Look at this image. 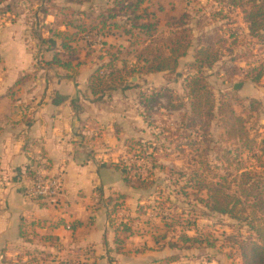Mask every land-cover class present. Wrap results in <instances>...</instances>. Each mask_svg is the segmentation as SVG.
<instances>
[{
  "label": "crops",
  "instance_id": "1",
  "mask_svg": "<svg viewBox=\"0 0 264 264\" xmlns=\"http://www.w3.org/2000/svg\"><path fill=\"white\" fill-rule=\"evenodd\" d=\"M51 2L44 23L55 27L53 6L65 5V0ZM18 11L9 7L3 12L9 18L0 21V264L179 262L164 260L172 250L158 251L146 233L131 229L125 238L120 236L122 224L129 222L132 228L140 218L137 206L143 202L141 193L124 180L126 170L119 164H127V145L150 139L141 86L129 80L132 75L127 85L93 94L88 79L100 60L83 51L75 69L44 65L38 60L49 61L53 51L31 35L32 14L26 21ZM192 46L178 60L176 72L192 60ZM168 75L147 73L140 79L153 87H169ZM239 82L232 89H240V96L264 95L262 82ZM39 152L52 173L62 172L63 197L57 206L22 194V180Z\"/></svg>",
  "mask_w": 264,
  "mask_h": 264
},
{
  "label": "trees",
  "instance_id": "2",
  "mask_svg": "<svg viewBox=\"0 0 264 264\" xmlns=\"http://www.w3.org/2000/svg\"><path fill=\"white\" fill-rule=\"evenodd\" d=\"M5 1L7 0H0V5ZM213 1L220 4V7H218L219 9L215 7L209 13L210 17L223 19L227 26L221 30L219 28L215 30L214 37L216 39L213 43L212 39L211 42H206L205 40L211 37L202 35L203 33L195 43L193 58L186 65L188 69L192 70V73L185 78L183 96H178L164 87L151 86L153 92L150 95L146 97H143L142 93L139 95L140 103L145 108L156 101L158 96L163 95L167 98L170 107H185V111L180 116V124L173 132L179 135L180 140L190 138L189 146L195 152L193 157H198L197 162L202 163L201 166L199 165L200 167L191 171L188 179L190 184L193 181L192 186L197 192L195 200L205 209L202 214L216 213L230 216L240 222L245 221L250 230L254 232V237L238 243L242 262L243 264H264V198L261 189H258L257 184H251V176L248 175L250 171H248L229 179L230 182L234 183L233 189H237L239 193L245 195L244 199L236 193H225V189L230 188L226 184L228 176H230L229 172L218 174L214 171L217 169L216 166H210L208 162L202 160L203 155L209 157L211 154V151L208 152L209 143L216 141L234 142L238 144V147H247L252 156H258V158L264 156V139L257 141V135L252 137L249 135L251 130L248 123L250 112L256 103L255 99H249L247 107L243 105L241 114L236 113L228 103H217L207 83V75L204 71L218 61L224 55V51H227L232 59H236L233 54L234 51L239 44L246 40L245 34L239 33L232 26L234 21L230 17V13L235 9H240L243 13L242 22L247 29V35L257 37L260 43H264V0ZM76 2L80 3L81 1L77 0ZM53 7H57L55 27H48L44 23L48 14V7L43 5L33 11L32 18L29 20L31 35L41 45L46 46V51L48 49L53 51V56L49 61L43 59L40 61L46 66H58L70 70L75 69L81 63L79 61L80 52L83 51L85 55L95 54L100 63L88 79V85L93 94L127 85V77L132 73L140 75L155 72L177 73L178 60L185 56L189 47L192 46L193 35L191 31L193 28L189 25L188 20L191 17L186 9L175 19L172 17L170 24H167L170 21L165 23L171 28V36L165 41L159 38L162 39L159 46L155 43L157 39L155 34L158 33L159 25L157 14L164 11V5H160L157 0H104L98 8V13L90 19L89 15L80 18L78 15L82 14L83 10L76 11L68 5H54ZM77 13L78 15L74 17ZM195 23L196 27L200 25V21L196 20ZM58 25H64L66 29L60 30L57 28ZM44 26H46L47 36L41 29ZM90 34L100 38V48L96 53L93 41L87 37ZM107 37L120 40L122 43L119 45L109 43L105 40ZM259 51L264 55L263 47ZM130 58L132 63L127 65ZM243 75L242 81L249 80L253 83H259L264 75V61H259ZM244 114L246 115L244 116ZM214 120L217 121L218 129H221L216 139H213V135H211ZM188 129L192 131L191 135L186 134ZM202 141H205L207 145H201L203 147L199 148L194 147ZM150 144V139L143 144L139 142V150L135 152V155L139 158L142 155L144 159H153V154L147 151ZM218 148L224 150L222 146H218ZM132 150L134 149L131 145ZM231 152L233 151L228 149L222 154L226 153L229 156ZM239 153L242 154V151ZM215 157H219L217 153ZM119 164L125 168L126 177L124 180L132 188L144 189L153 182L152 179L147 180L146 177L142 176L134 164L127 165L126 163L122 164V162ZM219 167L222 166L219 165ZM132 168H136L133 179L128 176L127 172ZM159 168H163V166L160 165ZM198 170L200 172L203 170L202 176L201 174H194ZM28 172L27 176H32L33 171ZM209 173L210 180L206 181ZM215 178L216 180H214ZM244 184L249 186L245 187ZM187 185L185 184L181 188V194L182 191L185 192L183 188ZM168 200L169 198L166 197L165 201ZM117 207L118 203L115 202L114 208ZM168 217L167 215L161 216L166 227L171 225L167 223ZM174 217L173 215L172 218ZM195 218L193 217V219ZM176 219L180 220L179 217ZM186 224L194 225V221L192 223L186 221ZM122 226L123 231L127 233L131 231L130 224L124 223ZM194 230L196 231L197 228ZM178 233V238L183 242L182 244L189 243L185 245L186 248L198 240L196 237L187 236L184 232L178 231ZM166 245L170 249L184 246L177 241H169ZM167 260L173 261L178 260V258L172 256Z\"/></svg>",
  "mask_w": 264,
  "mask_h": 264
},
{
  "label": "rangeland",
  "instance_id": "3",
  "mask_svg": "<svg viewBox=\"0 0 264 264\" xmlns=\"http://www.w3.org/2000/svg\"><path fill=\"white\" fill-rule=\"evenodd\" d=\"M53 1L54 2L51 3H61L60 0ZM76 1L77 0H66L64 4L72 7L76 11L83 9L82 14L78 15L77 13L74 17L78 15L80 18H83L89 15V19L98 13L99 6L104 2V0H80V3ZM157 1L160 5H164V11L157 14L159 25L158 33L155 34L157 38L155 43H157L158 46L162 43V39L165 41L171 36V28L166 26L165 23L170 21L167 23L170 24L172 22V17L175 19L184 9L188 11L187 13L191 17L188 21L190 22L189 25L194 29L191 31L193 35L192 45H195L197 40L201 38L202 33V35L211 37L205 40L206 42H211L212 39L213 43L216 39V37H214L215 30L218 28L221 30V28L227 26L223 19L219 17L212 18L209 15L215 7H220V4L216 1ZM34 5L36 8L39 7V5L48 7V0H12V3H3V6L0 5V21L2 18L8 17L3 15V12L9 9V7L15 8V11L18 9V12H20V14L22 13L23 18L27 21V17L34 11ZM225 11L227 12V10ZM230 17L234 21L232 26L239 33L245 34L246 40H244L242 44H239L236 51H234L233 54L236 59H232L231 56H229L230 54L224 51V55H222L209 69L204 71L206 72L207 83L214 95L215 101L217 103H228L233 107L236 113L241 114L243 111V104L246 105V107L248 106L249 97L244 98L240 96V89L234 91L232 85L243 80L244 72L250 70L259 61H264V55L259 51L261 47L264 48V43H260L257 37H249L247 35V29L242 22L243 13L240 9H235L231 12ZM30 18H32V15ZM196 20L200 21V25L197 27L195 25ZM46 26L41 29L47 36L48 34H46L45 30ZM124 45H126V43H124ZM94 49L96 50V48ZM183 61L184 60H182L181 63H183ZM184 65L186 66L187 64ZM180 70V72H177L178 74L171 73L167 76L166 80L170 86H164V88L178 96H183L185 78L191 75L192 70L187 67L185 69L181 68ZM132 75L139 77L138 80L134 81L138 83L141 88L148 85L141 82L142 79H140V74L132 73ZM132 75L129 74L128 77L130 78ZM260 82H262V86H264V75ZM148 86L151 87L150 84ZM256 87V85L253 86L254 89ZM258 95H260V98H254L256 103L254 104V109L250 112L248 127L251 130L249 134L250 137L257 135V141H260L264 139V95ZM168 105L167 100V106ZM245 115L246 114H244V116ZM156 117L157 118L152 120L151 123L145 121L150 128L148 135L151 142L147 151L153 154L154 160L152 158L144 159L142 155L141 158H139L135 155V152L139 150V142H134L132 144L134 149L132 151L131 145H127V154L129 155L124 158H127L130 162L127 163V165L134 164L142 176L146 177L147 180H153L148 187L138 189L141 193L143 202L137 206V212L140 218L134 221L131 229L142 232V234H148L150 237V245L158 247V251H162L163 248L170 249L166 245L169 241H177L181 245H184L181 246V248L170 249L172 250L170 251V256L164 258V260H167V258L172 256L177 257L179 262L173 264H243L238 243L239 241H248L252 239L254 237V232L250 230L245 221L240 222L230 216L216 213L202 214L205 212V209L195 200L197 192L192 186L193 181H191V184L188 181L191 171L200 167L202 163L197 162L198 157H193L195 152L192 147L189 146L190 138H183L180 140L179 135L174 134L169 124L173 116L165 114L164 116L156 115ZM216 122V120L212 122L211 135H213V139H216L221 132ZM191 132L192 131L188 129L186 134L191 135ZM198 140L201 141V139ZM197 144L198 145H194V147L197 146L199 148L203 147L201 145H207L205 141L198 142ZM209 144L210 147L208 146V152L211 151V154L209 157L208 155H203L202 160L208 162L210 166H216L217 169L214 171L218 174L229 172L230 176H228V182L226 184H228L230 188L225 189V193H236L239 197L244 199L245 195L239 193L237 189H233L234 183L232 181L230 182L229 179H232L235 175L238 176L239 173L250 171L248 175L251 176V184H257L264 198V156L260 158H258V156H252L247 147H238V144L234 142L216 141L210 142ZM218 146H222L224 150L218 148ZM228 149L233 151L229 156L226 153L222 154ZM239 151H242V154L239 153ZM215 152L219 156L218 158L215 157ZM160 165L163 166V168H159ZM219 165L222 167H219ZM129 170L130 171H127L128 176L133 179L135 177L136 168ZM194 174H201L202 176L203 170L202 172L198 170ZM210 177L209 173L206 181L210 180ZM214 180H216V178ZM185 184L188 185L183 188L185 192L182 191L181 194L180 190ZM244 186L248 187L249 185L244 184ZM166 197L169 198L167 202L165 201ZM162 215L169 216L167 219V223L171 224L169 227L165 226L161 218ZM173 215L175 216L174 218H172ZM177 217H179L180 220H177ZM193 217L196 218L193 219ZM124 219H126V217ZM124 221L127 222V219ZM186 221L190 223L194 221V225H188ZM172 223L174 224L172 225ZM195 228H197L196 231L194 230ZM178 231L184 232L187 236L196 237L198 240L186 248L185 245L189 243L182 244L183 242L178 238ZM126 234L127 232L124 231V234H120V236L125 238ZM119 241H121V238ZM143 248L146 247L143 246ZM90 263L99 264V262L94 261H90Z\"/></svg>",
  "mask_w": 264,
  "mask_h": 264
},
{
  "label": "built area",
  "instance_id": "4",
  "mask_svg": "<svg viewBox=\"0 0 264 264\" xmlns=\"http://www.w3.org/2000/svg\"><path fill=\"white\" fill-rule=\"evenodd\" d=\"M93 41L96 50L100 48V38L90 34L87 36ZM142 95L144 97L150 95L153 92L152 87L145 85L141 88ZM146 109V110H145ZM185 111V107L178 108L167 106V99L165 96L160 95L156 101L143 108V116L147 123H151L155 120L156 115H168L171 117L169 123L174 130L180 124V116ZM156 122V121H155ZM127 163H130L126 158ZM32 176H27L22 180L21 191L22 194L31 199H38L44 201L51 206H57L63 197V179L62 172H51L47 159L43 154L36 153L30 162Z\"/></svg>",
  "mask_w": 264,
  "mask_h": 264
},
{
  "label": "water",
  "instance_id": "5",
  "mask_svg": "<svg viewBox=\"0 0 264 264\" xmlns=\"http://www.w3.org/2000/svg\"><path fill=\"white\" fill-rule=\"evenodd\" d=\"M136 78H137L136 76H132L129 80L134 81V80H136ZM240 84H241L240 82L239 83H235L234 84V89H236L238 86H240Z\"/></svg>",
  "mask_w": 264,
  "mask_h": 264
}]
</instances>
